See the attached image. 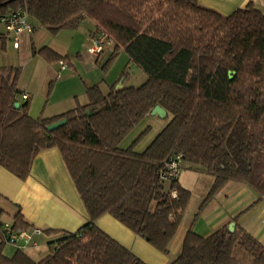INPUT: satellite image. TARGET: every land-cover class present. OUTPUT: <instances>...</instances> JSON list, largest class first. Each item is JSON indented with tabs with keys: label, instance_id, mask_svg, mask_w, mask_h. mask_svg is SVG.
<instances>
[{
	"label": "trees",
	"instance_id": "1",
	"mask_svg": "<svg viewBox=\"0 0 264 264\" xmlns=\"http://www.w3.org/2000/svg\"><path fill=\"white\" fill-rule=\"evenodd\" d=\"M18 9L52 35L92 20L93 31L103 30L112 44L101 71L124 52L146 79L125 86L130 74L123 70L107 90L84 83L85 104L32 117L29 97L20 99L17 88L20 67L0 65V165L25 179L38 152L58 149L88 216L75 232L49 241L38 261L17 247L5 255L0 234V264H146L95 225L104 214L168 255L190 198L178 179L159 178L172 154L183 157V169L199 166L213 178L197 215L228 181L264 198V13L248 4L224 15L197 0H0L2 50L13 33L1 18ZM32 53L47 63L68 62L48 47ZM156 105L170 116L166 125L142 151L134 144L148 126L121 147ZM13 221L27 228L19 213ZM168 264H264V244L239 225L205 236L190 226Z\"/></svg>",
	"mask_w": 264,
	"mask_h": 264
},
{
	"label": "crops",
	"instance_id": "2",
	"mask_svg": "<svg viewBox=\"0 0 264 264\" xmlns=\"http://www.w3.org/2000/svg\"><path fill=\"white\" fill-rule=\"evenodd\" d=\"M197 1L202 6L212 8L224 15H228L238 8H244L248 4H252L264 13V0ZM28 22L34 27L32 31H24L17 36L8 35L5 49L0 48V65L20 67L17 88L22 93L29 94V114L32 117H37L40 114L49 117L71 109L77 103L85 104L87 96L84 83H99L103 90H107L111 84L117 81L118 78L115 82L108 83L105 78L109 75L110 69L105 74H102L100 69V65L108 57L111 47L104 48L100 55L97 54L93 57L87 52L91 32L95 28L92 20L83 19L80 21L78 28L61 30L55 35L50 34L34 19L28 18ZM15 37L17 47H14ZM42 47H48L56 53L66 56L68 62L63 64L60 62L47 63L41 56L32 53L34 48L38 50ZM8 53H10V56L14 55V58L12 56L7 58ZM121 54L125 53L121 52L119 56ZM16 56L21 60V64L15 62ZM129 63L128 60L127 66ZM61 65H63V68ZM27 66L28 75L24 78ZM131 66L138 69L134 64H131ZM97 68L100 69L98 72H101L105 77L101 78V81L94 82L89 76L93 75ZM69 69H72L74 76L81 77L80 73L83 75L84 78L81 77V80L83 79L81 89L78 86V90H75L77 87L74 86L68 75L60 76L61 71ZM97 77L98 75L95 73L94 79ZM50 81H54V83L48 94ZM37 91L38 95L46 98L40 106L38 100L34 99V93ZM55 104H60L61 110L58 106L54 108ZM178 182L183 186L180 182V176ZM0 210L2 211L1 217H7L8 221H13L14 215L19 213L23 222L27 224V228L32 226L40 228L42 233L34 236L37 245L48 244L49 241L63 232H75L88 221L84 204L67 171L62 156L56 148L38 152L32 162L30 174L25 179L16 177L0 165ZM188 217H190L189 222L185 224L186 220L183 213L181 224L169 246L170 252L168 255L156 250L143 238L137 236L109 214L100 216L94 223L146 264H168L170 256L174 257L177 254L181 240L190 226L196 233L205 236L225 224L228 226V224L234 222V228L239 225L264 244V198L259 197L243 183L226 182L206 202L195 220L194 216L193 218ZM9 246L13 247V251L16 248L13 245ZM31 249H34V247H31ZM22 250L26 255L28 254L26 248ZM29 257L33 259L31 256ZM41 258L33 260L38 261Z\"/></svg>",
	"mask_w": 264,
	"mask_h": 264
},
{
	"label": "rangeland",
	"instance_id": "3",
	"mask_svg": "<svg viewBox=\"0 0 264 264\" xmlns=\"http://www.w3.org/2000/svg\"><path fill=\"white\" fill-rule=\"evenodd\" d=\"M3 29H4L3 26L0 24V31ZM108 42L109 43H104L103 45L105 49L106 48L108 49L112 46L111 40ZM20 55H21V52H20ZM11 56L13 57L14 55H11ZM11 56H10V53H8L7 58H11ZM87 56L90 57L88 54ZM127 57L128 56L126 54H121L119 58L116 60V62L112 65L109 71V75L105 78V80L108 81V83L115 82V80L120 76L123 70H128L130 74L127 77L128 79L125 81V86H139L140 84L144 82V80L146 79V74L143 71L138 70L135 67L131 66L130 63L127 66V62H128ZM14 60H16L15 62H19V64L22 63L21 60L17 58V56ZM99 70L97 68V70L93 72V75L89 76V78L91 80H94V82L105 77L102 75L103 72L102 74L101 72H98ZM95 73H97L98 75L96 79H94ZM24 75H25L24 78H26L28 75V66L26 68ZM66 75H68L69 78L72 79L74 86L77 87V88L75 87L76 88L75 90H78V86L80 89L82 88L83 79L81 80V77L82 78L84 77L81 73H80L81 77L79 76L77 77L72 74V69L61 71L60 76L64 77ZM38 94H39L38 91L34 93V99L38 100V105L40 106L43 100H45L46 98L45 97L43 98V96H40ZM59 105L60 104H55L54 108H57L58 106L59 110H61L62 107ZM169 119H170L169 115L163 118L158 117L157 115H150V114L147 115L144 119H142L135 126V128L129 133V135H127L122 140L120 144L121 147L128 146L133 140H135L138 137V134L148 126L149 128L147 129V131L140 138H138V140L134 144V149L136 151L142 150V148L145 147L154 138V136L161 130V128H163V126L166 125ZM199 169H200L199 166H193L191 168L183 169L181 171L180 182L184 188L190 191V198H189L188 204L184 212V218L186 220L185 224L189 222L188 220L190 217L188 216H191L193 218L194 214L197 213L198 207L201 201L206 196L208 189L210 188L212 184L211 183L212 176L202 172V170H199ZM2 219L9 220L7 219V217H2ZM26 249L28 253L27 255L31 256L33 259L41 258L42 256L46 255L49 252V247H48V244L46 243L37 245L36 247H34V249H31V247H28ZM12 252H13V247L6 245L4 248V254L10 256ZM172 258L173 256H170V260H172Z\"/></svg>",
	"mask_w": 264,
	"mask_h": 264
},
{
	"label": "built area",
	"instance_id": "4",
	"mask_svg": "<svg viewBox=\"0 0 264 264\" xmlns=\"http://www.w3.org/2000/svg\"><path fill=\"white\" fill-rule=\"evenodd\" d=\"M1 22L8 31L14 34V36L24 31H32V27L27 22L25 11L21 9L7 13V15L1 18ZM108 41H110L108 35L103 30L93 31L90 44L87 48L88 54L93 57L102 50L104 43H109ZM17 46V39L15 37L14 47ZM61 67L63 68V65H61ZM28 97L29 94H22L23 99H27ZM184 166L185 161L183 157L181 155L172 154L164 162L159 172V178L165 183H170L179 178ZM168 193L173 198L177 196V191L175 189L169 188ZM41 233L42 230L38 227L32 226L23 228L16 226L14 221L3 220L2 217H0V234L3 240L9 245H13L20 249L36 247L37 243L34 241V236Z\"/></svg>",
	"mask_w": 264,
	"mask_h": 264
},
{
	"label": "water",
	"instance_id": "5",
	"mask_svg": "<svg viewBox=\"0 0 264 264\" xmlns=\"http://www.w3.org/2000/svg\"><path fill=\"white\" fill-rule=\"evenodd\" d=\"M231 77V75H230ZM19 106V102H16L15 103V107H18ZM150 115H157L158 117H165L166 116V111L165 109H163L162 107H160L159 105H156L154 106L150 113ZM65 123V120H60V121H57V122H54V123H51L49 126H48V129L49 130H54L56 128H58L59 126L63 125ZM228 230L229 231H233L234 230V222H231L230 224H228L227 226Z\"/></svg>",
	"mask_w": 264,
	"mask_h": 264
}]
</instances>
